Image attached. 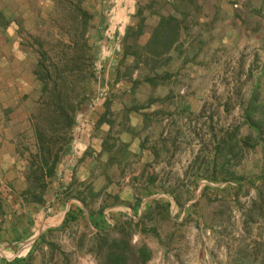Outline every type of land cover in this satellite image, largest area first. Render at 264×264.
<instances>
[{
    "label": "rangeland",
    "instance_id": "obj_1",
    "mask_svg": "<svg viewBox=\"0 0 264 264\" xmlns=\"http://www.w3.org/2000/svg\"><path fill=\"white\" fill-rule=\"evenodd\" d=\"M84 5L97 80L30 212L29 114L40 94L31 35H56L57 16L50 0H0V264H264V0ZM137 9L135 66L132 52L119 59ZM168 16L175 43L158 54L150 36ZM70 206L76 220L63 225ZM89 212L104 221L94 226ZM12 235L22 239L2 241Z\"/></svg>",
    "mask_w": 264,
    "mask_h": 264
},
{
    "label": "trees",
    "instance_id": "obj_2",
    "mask_svg": "<svg viewBox=\"0 0 264 264\" xmlns=\"http://www.w3.org/2000/svg\"><path fill=\"white\" fill-rule=\"evenodd\" d=\"M54 4L57 16L52 22L57 28L56 35L51 33L47 36L31 35V45L34 47L37 60L33 74L40 83V94L35 101L34 107L29 114V122L33 129L36 152L27 161L29 168L28 185L23 190V195L31 196L30 212H34L44 203L43 193L47 185L45 178H51L56 170L60 156L66 151V147L72 139L73 126L77 112L83 107L93 87L89 86L90 80L96 81L94 71L93 52L88 41L90 30L91 13L84 5V0H50ZM141 10L135 13L136 21L125 28L121 42V58L132 52L135 66L138 65L139 53L130 51L128 39L133 35L143 33L145 18ZM171 22H176L173 17H161V20L153 29L150 41H155L161 50L156 52L162 54L173 48L175 43V29ZM177 25V23H176ZM137 33V34H135ZM115 81L121 76L118 68L111 72ZM131 79V78H130ZM147 82L156 85V79L147 78ZM132 89L136 88L138 81L130 80ZM110 99L107 100L97 111L95 118L96 128L106 121L105 111L110 107ZM261 103L259 106L261 107ZM102 107L105 108L100 112ZM256 108L249 107L252 113ZM107 110V111H108ZM218 163H214L217 167ZM244 184H254L253 178H245ZM231 187V185H226ZM79 209L70 206L65 214L63 225L76 220ZM89 212V220L98 227L104 221L103 216H96ZM26 227V226H25ZM28 230L23 234L24 239L30 234ZM24 229V228H23ZM20 233L22 231L19 230ZM19 233V232H17ZM18 236H9L6 241L12 243ZM1 264H19L18 261H3Z\"/></svg>",
    "mask_w": 264,
    "mask_h": 264
},
{
    "label": "crops",
    "instance_id": "obj_3",
    "mask_svg": "<svg viewBox=\"0 0 264 264\" xmlns=\"http://www.w3.org/2000/svg\"><path fill=\"white\" fill-rule=\"evenodd\" d=\"M127 1H130V0H127ZM48 208V209H47ZM69 208V207H68ZM68 208H65L64 209V211H63V218H62V220H64V218H65V214H66V211H67V209ZM50 209H53V207H46V211L48 212ZM55 211H57V209L55 210ZM54 212V210L52 211V210H50V212L49 213H53ZM31 214V213H30ZM58 214V213H57ZM56 215V214H55ZM26 240H29V241H32V243L34 242V240H35V238H32V236H31V234H29V236L23 241V242H25ZM22 242V243H23ZM29 243H31V242H29Z\"/></svg>",
    "mask_w": 264,
    "mask_h": 264
}]
</instances>
